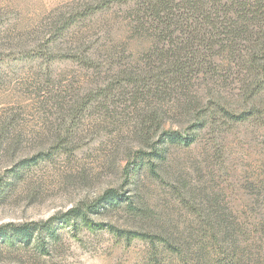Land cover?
<instances>
[{"label": "rangeland", "instance_id": "obj_1", "mask_svg": "<svg viewBox=\"0 0 264 264\" xmlns=\"http://www.w3.org/2000/svg\"><path fill=\"white\" fill-rule=\"evenodd\" d=\"M137 10L134 2L117 0H0V226L46 222L95 203L107 190L132 199L138 194L133 201L140 200L162 224L187 217L174 194L184 180L197 193L227 194L234 211L249 212L244 205L253 196L245 184L264 177V134L249 126L215 141L203 133L187 150H172L159 175L151 178L141 170L132 186L129 173L139 162L138 151L149 152L157 141L154 134L141 147L146 141L135 121L156 119L167 130L179 128L181 120L164 95L133 109L127 98L110 103L113 96L133 92L130 75L139 79L150 62L153 66L147 58L151 42L131 30ZM80 30L91 57L83 63L73 61L70 52L77 45L72 32ZM62 140L69 151L52 150ZM40 152L35 162L20 166ZM14 171H20L18 178ZM103 212L91 218L100 228L60 223L59 240L46 251L35 242L0 243V264L166 263L168 257L153 258L143 241H126L109 229L137 225L122 208ZM255 212H250L255 226L247 225L244 214L236 217L247 229L239 239V247L247 250L244 264H264L259 225L264 207Z\"/></svg>", "mask_w": 264, "mask_h": 264}, {"label": "trees", "instance_id": "obj_2", "mask_svg": "<svg viewBox=\"0 0 264 264\" xmlns=\"http://www.w3.org/2000/svg\"><path fill=\"white\" fill-rule=\"evenodd\" d=\"M117 1L134 2L138 9L134 14L136 26L131 30L151 42L147 58L150 56L148 62L152 59L153 66L150 62L146 66L149 72L139 79L136 73L130 75L127 84L133 92L113 96L110 103L127 98L128 108L133 109L140 102L164 95L170 99L171 112L181 117L177 121L179 128L167 130L156 119L135 121L137 134L146 141H140L141 147L150 143L154 134L157 141L149 152L138 151L139 162L129 173L132 186L138 182L141 170L151 178L159 175L170 161L172 150H187L205 132L214 141L241 125L264 134V0ZM72 34L77 45L70 51L74 58L68 55L67 59L88 61L90 48L81 38L83 31ZM195 80L199 83L192 85ZM181 125L187 126L183 129ZM64 142L52 150L69 151ZM34 155L21 160L20 166L35 162L42 153ZM208 166L214 171L213 164ZM19 172L14 171L13 178H18ZM211 182L214 186L212 176ZM186 183L184 180L174 191L181 210L187 214L184 218L170 217L161 224L156 214L141 206L140 200L133 201L138 194L132 199L107 190L95 203L72 207L46 222L0 226V243L27 246L35 242L41 251H46L59 240L60 223L100 228L93 225L92 216L122 208L137 225L133 230L109 229L126 241H143L151 248L153 258L158 254L168 257L165 264H244L247 250L239 247V239L247 229L237 223V216L244 214L247 225L255 226L250 223V212L257 214L256 209L264 207V177L245 184L244 189L253 196L251 204L244 205L249 212L234 211L227 194L222 197L215 192L197 193ZM259 225L264 228V214Z\"/></svg>", "mask_w": 264, "mask_h": 264}]
</instances>
